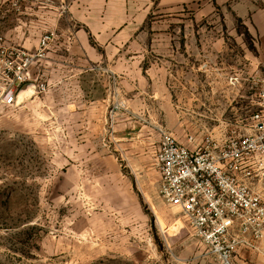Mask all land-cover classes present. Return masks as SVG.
I'll return each instance as SVG.
<instances>
[{
  "label": "rangeland",
  "instance_id": "obj_1",
  "mask_svg": "<svg viewBox=\"0 0 264 264\" xmlns=\"http://www.w3.org/2000/svg\"><path fill=\"white\" fill-rule=\"evenodd\" d=\"M28 7L30 16L21 13L24 4L0 6V264H264V241L227 261L194 237L162 201L155 165L162 132L180 143L190 134L220 140L239 128L250 132L264 83L259 34L240 23L235 32L214 31L187 12L166 18L156 11L144 39L203 46L156 47L141 65L150 75L137 81L139 91L130 81L70 80L46 63L45 93L33 88L6 106L1 53L16 47L20 33L36 39L19 29V19L34 21L39 10ZM136 94L153 111H139Z\"/></svg>",
  "mask_w": 264,
  "mask_h": 264
},
{
  "label": "built area",
  "instance_id": "obj_2",
  "mask_svg": "<svg viewBox=\"0 0 264 264\" xmlns=\"http://www.w3.org/2000/svg\"><path fill=\"white\" fill-rule=\"evenodd\" d=\"M31 1H12L11 7ZM56 42L57 34L47 32L34 50L2 51L7 78L4 105H13L30 87L45 93L41 75ZM257 107L245 126L247 133L239 128L220 140L190 134L186 143H180L162 132L155 158L162 201L177 210L194 237L227 261L240 248L256 250L264 241V188L258 187H264V83Z\"/></svg>",
  "mask_w": 264,
  "mask_h": 264
},
{
  "label": "crops",
  "instance_id": "obj_3",
  "mask_svg": "<svg viewBox=\"0 0 264 264\" xmlns=\"http://www.w3.org/2000/svg\"><path fill=\"white\" fill-rule=\"evenodd\" d=\"M12 1L16 0H0V6L8 3L11 7ZM26 3H23L25 8L21 12L24 16L32 15L33 9L28 7L29 4L39 10H34V21L28 17L19 19V29L29 28L30 33L37 37L24 41L20 33L13 45L28 49L29 44L35 49L45 33L55 32L57 42L46 63H51L57 74L65 73L70 80H85L93 76L114 81L115 85L130 81L132 91H139L137 81L150 75L143 71L141 65L154 57L156 47H176L178 44L189 47L192 43L196 47L203 46V40L182 43L144 39V33L149 32V18L154 19L156 11L166 18L179 16L178 12H187L196 20L211 21L209 24L214 31L226 28L235 32L236 24L240 23L249 32L259 34L264 54V0H33ZM194 27L201 29L200 26ZM150 31L154 33V24ZM210 43L218 46L220 42L211 40ZM190 73L184 72L185 75ZM138 95L131 98L139 100V111H153L146 99ZM132 100L126 101L130 105L138 102ZM258 187L264 188L261 185Z\"/></svg>",
  "mask_w": 264,
  "mask_h": 264
},
{
  "label": "bare ground",
  "instance_id": "obj_4",
  "mask_svg": "<svg viewBox=\"0 0 264 264\" xmlns=\"http://www.w3.org/2000/svg\"><path fill=\"white\" fill-rule=\"evenodd\" d=\"M33 88L32 87H30L29 89H26L25 91H23L21 94H20V98L21 99H23V98H25V97H27L28 95H30L32 92H33V90H32ZM178 223V222H177ZM178 228V227H177ZM163 230H164V227H163ZM170 230V229H169ZM178 229H176V231H177ZM170 235V234H169ZM229 264V263H228Z\"/></svg>",
  "mask_w": 264,
  "mask_h": 264
},
{
  "label": "water",
  "instance_id": "obj_5",
  "mask_svg": "<svg viewBox=\"0 0 264 264\" xmlns=\"http://www.w3.org/2000/svg\"><path fill=\"white\" fill-rule=\"evenodd\" d=\"M24 89H26V87H24Z\"/></svg>",
  "mask_w": 264,
  "mask_h": 264
}]
</instances>
